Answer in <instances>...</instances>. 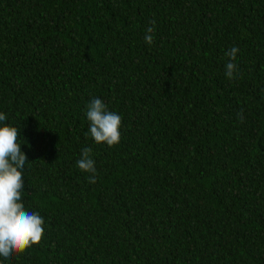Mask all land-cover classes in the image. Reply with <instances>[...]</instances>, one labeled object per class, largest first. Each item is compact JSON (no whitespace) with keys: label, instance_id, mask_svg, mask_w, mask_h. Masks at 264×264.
<instances>
[{"label":"trees","instance_id":"obj_1","mask_svg":"<svg viewBox=\"0 0 264 264\" xmlns=\"http://www.w3.org/2000/svg\"><path fill=\"white\" fill-rule=\"evenodd\" d=\"M0 113L45 221L0 264H264V0H0Z\"/></svg>","mask_w":264,"mask_h":264},{"label":"clouds","instance_id":"obj_2","mask_svg":"<svg viewBox=\"0 0 264 264\" xmlns=\"http://www.w3.org/2000/svg\"><path fill=\"white\" fill-rule=\"evenodd\" d=\"M150 24L152 26L147 28L145 35L149 45L154 40L155 20ZM238 52L239 48L234 46L226 53L229 57L225 72L228 79H234L238 74V65L234 63ZM87 118L90 121V135L96 144L106 143L111 147L120 143L122 117L109 111L101 99L95 98L87 105ZM6 119V115L0 113V121ZM238 119L243 122V110L238 113ZM18 132L16 127L0 126V257L5 259L40 244L45 231L43 217L26 210L22 203L23 171L28 157L17 142ZM77 166L91 173L89 182L96 183L97 170L90 147L82 149Z\"/></svg>","mask_w":264,"mask_h":264}]
</instances>
